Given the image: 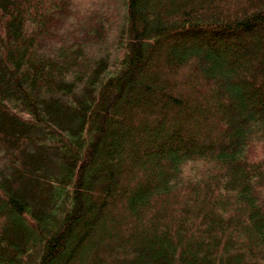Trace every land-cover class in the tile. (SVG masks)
Masks as SVG:
<instances>
[{"label": "trees", "instance_id": "16d2710c", "mask_svg": "<svg viewBox=\"0 0 264 264\" xmlns=\"http://www.w3.org/2000/svg\"><path fill=\"white\" fill-rule=\"evenodd\" d=\"M77 1L0 0V264H264V0Z\"/></svg>", "mask_w": 264, "mask_h": 264}, {"label": "rangeland", "instance_id": "374dc122", "mask_svg": "<svg viewBox=\"0 0 264 264\" xmlns=\"http://www.w3.org/2000/svg\"><path fill=\"white\" fill-rule=\"evenodd\" d=\"M78 8L80 9V12L82 14L89 12L92 9H100L103 11L105 8H111L114 11V17L113 19H118L117 24L114 26V34L109 36L108 41L106 42V46L102 48L103 51L108 52V55L113 58L116 56L119 51V49L122 47V39L119 40L122 27H123V0H78ZM257 38V35H255ZM119 40V41H118ZM240 52V51H239ZM51 171H53L51 169ZM95 225H98V222H96ZM112 228H114V224L111 225Z\"/></svg>", "mask_w": 264, "mask_h": 264}]
</instances>
